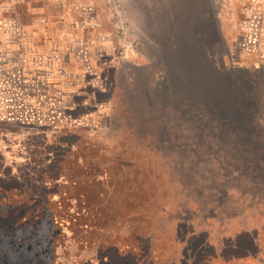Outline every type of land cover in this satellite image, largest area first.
<instances>
[{"label": "rangeland", "instance_id": "obj_1", "mask_svg": "<svg viewBox=\"0 0 264 264\" xmlns=\"http://www.w3.org/2000/svg\"><path fill=\"white\" fill-rule=\"evenodd\" d=\"M14 1L0 0V170L11 169L38 198L47 191L38 173L54 160L44 142L55 127H88L115 143L131 136L142 148L139 137L153 129V90L167 79L166 67L187 90L185 66L192 71L202 63L196 57L202 50L219 66H264V0H33L38 14L25 19L11 11ZM167 142L153 141L159 166L165 157L179 160L170 151L174 140ZM179 178L185 186L178 176L159 179L158 218L151 239H143L145 249L154 245L163 254L157 264L214 256V247L201 249L198 240L210 235L222 247L238 223L254 232L250 249L264 250V191L255 198L239 179L228 191L215 181ZM57 253L54 264L99 263L96 249L80 250L73 240Z\"/></svg>", "mask_w": 264, "mask_h": 264}, {"label": "trees", "instance_id": "obj_2", "mask_svg": "<svg viewBox=\"0 0 264 264\" xmlns=\"http://www.w3.org/2000/svg\"><path fill=\"white\" fill-rule=\"evenodd\" d=\"M198 56L202 63L184 70L191 89L174 78L170 66L167 79L154 88L153 129L139 137L147 146H135L131 136L115 143L90 135L88 127L60 125L44 142L46 156L52 152L54 160L38 173L47 181L43 198L23 187L11 169L0 170V264H54L58 248L72 240L80 250H97L99 263L93 264H157L163 254L142 244L151 239L158 218L153 204L162 175L178 176L179 186H185L179 176L198 177L228 191L240 186L235 185L239 179L259 197L264 191V66H219L208 51ZM172 139L170 151L179 160L165 157L159 166L152 158L161 149L153 141ZM260 198L264 202V194ZM238 224L240 229L235 225L237 230L222 237V247L210 235L199 239L201 249L214 247V256L197 262L193 257L194 264H261L264 250L250 249L256 245L254 232Z\"/></svg>", "mask_w": 264, "mask_h": 264}, {"label": "crops", "instance_id": "obj_3", "mask_svg": "<svg viewBox=\"0 0 264 264\" xmlns=\"http://www.w3.org/2000/svg\"><path fill=\"white\" fill-rule=\"evenodd\" d=\"M37 6L33 0H16L13 2L11 11H15L13 14H18L22 19H25L27 16L33 18L38 14V10H36L38 8Z\"/></svg>", "mask_w": 264, "mask_h": 264}]
</instances>
